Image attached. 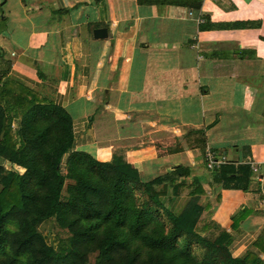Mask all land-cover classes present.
Returning <instances> with one entry per match:
<instances>
[{
	"label": "crops",
	"instance_id": "crops-1",
	"mask_svg": "<svg viewBox=\"0 0 264 264\" xmlns=\"http://www.w3.org/2000/svg\"><path fill=\"white\" fill-rule=\"evenodd\" d=\"M0 76L65 109L72 150L142 181L186 167L164 205L177 214L194 191L201 235L264 260V0H0ZM205 149L224 157L215 171Z\"/></svg>",
	"mask_w": 264,
	"mask_h": 264
},
{
	"label": "trees",
	"instance_id": "trees-1",
	"mask_svg": "<svg viewBox=\"0 0 264 264\" xmlns=\"http://www.w3.org/2000/svg\"><path fill=\"white\" fill-rule=\"evenodd\" d=\"M139 1H171L191 8L198 7L201 0ZM72 141L71 119L64 108L0 76V264L22 262L23 255L24 264H71L70 260L95 240V264L112 263L116 248L130 242L146 246L149 260L144 264H161L163 260V264H191L188 256L193 246L202 250L201 264H264L251 250L232 257L227 246L229 235L224 231L213 237L201 235L196 226L200 208L192 196L194 191L177 214L164 205L160 195L166 193L168 184L171 194L178 193L177 186H183V181L174 180L187 175L186 167H174L176 177L142 181L137 170L119 156L100 162L86 152L72 150ZM2 161L24 171H3ZM65 179L72 181L62 197ZM133 192L138 193V207L132 202ZM48 217H54L71 233L73 247L77 243L81 247L62 253L45 245L35 227ZM156 219L161 224L145 231ZM9 222L15 227L9 228ZM100 227L102 237H98ZM179 239L184 245L178 244ZM253 246L264 255V228ZM133 261L131 258L126 264Z\"/></svg>",
	"mask_w": 264,
	"mask_h": 264
},
{
	"label": "rangeland",
	"instance_id": "rangeland-1",
	"mask_svg": "<svg viewBox=\"0 0 264 264\" xmlns=\"http://www.w3.org/2000/svg\"><path fill=\"white\" fill-rule=\"evenodd\" d=\"M1 165H2L3 171L11 170L16 173H22L24 171L22 167L15 165L14 163H9L7 161H2ZM64 171L65 170H63V172ZM71 181L72 180L70 179H65L62 192H61L62 197L63 195H65V189H64L65 186L68 183H71ZM0 189H1V185H0ZM133 197H134V200L132 202L134 206L138 207L140 203L138 199V193L133 192ZM159 221H160L159 219L158 220L156 219V222L149 223L145 227V231L149 232L153 226H155L156 224H161ZM162 226H163V223H162ZM8 227L14 228L15 224L13 222H9ZM35 228H36L37 233L40 234V237L43 243L51 247L52 249H55L56 251H59L62 253H68L70 250L74 248L81 247L78 243L73 247L74 242L73 243L71 242V233L65 227L60 226L54 217H48L47 219L40 221L36 225ZM163 229L165 230L164 226H163ZM99 231H100V234L98 235V237L101 236L102 227L99 228ZM97 243H98L97 240H95L94 243L93 242L91 243L90 248L82 249L83 253L79 256H74L70 260V263L71 264H95L96 257L98 255V249L96 247ZM179 243L180 245H184V241H182L181 239H179L178 244ZM145 247H146L145 245L143 246L141 243H137V242L127 243L125 244V247L121 245V247H117L116 250L113 252V256L111 258L113 262L110 264H126L129 261H131V258H134V261L132 264H144L149 260L148 251L146 250ZM138 248H140V250L138 251V254H137V252H134V250ZM189 253H191V255L188 256V261H190L191 264H201L202 263V258H201L202 250L199 251L197 250L196 246H193ZM1 258L3 257L0 256V260ZM25 260L26 258L23 255L22 262H19L16 264H24L23 261ZM59 262H61L59 264H65L63 261H59ZM163 262L164 260L161 262V264H163Z\"/></svg>",
	"mask_w": 264,
	"mask_h": 264
},
{
	"label": "built area",
	"instance_id": "built-area-1",
	"mask_svg": "<svg viewBox=\"0 0 264 264\" xmlns=\"http://www.w3.org/2000/svg\"><path fill=\"white\" fill-rule=\"evenodd\" d=\"M224 157L218 156L211 149H205L203 152V162L207 169H215L218 168L221 163H223ZM253 170L256 168L253 167Z\"/></svg>",
	"mask_w": 264,
	"mask_h": 264
},
{
	"label": "water",
	"instance_id": "water-1",
	"mask_svg": "<svg viewBox=\"0 0 264 264\" xmlns=\"http://www.w3.org/2000/svg\"><path fill=\"white\" fill-rule=\"evenodd\" d=\"M92 33L94 38H102L106 36V32L104 28L94 29Z\"/></svg>",
	"mask_w": 264,
	"mask_h": 264
}]
</instances>
